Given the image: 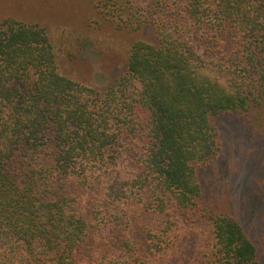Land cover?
Listing matches in <instances>:
<instances>
[{
    "label": "trees",
    "instance_id": "16d2710c",
    "mask_svg": "<svg viewBox=\"0 0 264 264\" xmlns=\"http://www.w3.org/2000/svg\"><path fill=\"white\" fill-rule=\"evenodd\" d=\"M95 7L154 34L105 88L62 74L44 27L0 21V264H168V232L204 217L214 243L186 264H261L242 224L202 205L199 174L222 150L212 118L264 108V0Z\"/></svg>",
    "mask_w": 264,
    "mask_h": 264
},
{
    "label": "rangeland",
    "instance_id": "374dc122",
    "mask_svg": "<svg viewBox=\"0 0 264 264\" xmlns=\"http://www.w3.org/2000/svg\"><path fill=\"white\" fill-rule=\"evenodd\" d=\"M96 9L95 0H0V21L13 17L44 27L60 72L105 88L127 71L132 43L154 34L151 29L121 30ZM192 38L202 51L197 32ZM245 118L249 121L240 115L212 118L221 128L222 150L211 166L200 171L202 205L211 213L232 214L257 246L264 264V164H258L264 158V108ZM174 226L168 232L170 245L161 254L168 264H186L214 243L208 217L196 222L181 219Z\"/></svg>",
    "mask_w": 264,
    "mask_h": 264
}]
</instances>
